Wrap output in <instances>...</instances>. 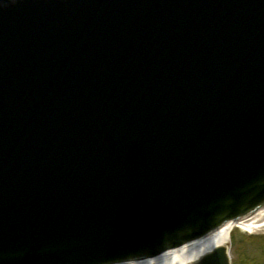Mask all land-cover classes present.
Here are the masks:
<instances>
[{"label": "water", "instance_id": "95a60500", "mask_svg": "<svg viewBox=\"0 0 264 264\" xmlns=\"http://www.w3.org/2000/svg\"><path fill=\"white\" fill-rule=\"evenodd\" d=\"M263 204L264 0H0V264L152 256Z\"/></svg>", "mask_w": 264, "mask_h": 264}, {"label": "bare ground", "instance_id": "6f19581e", "mask_svg": "<svg viewBox=\"0 0 264 264\" xmlns=\"http://www.w3.org/2000/svg\"><path fill=\"white\" fill-rule=\"evenodd\" d=\"M236 226L249 232L264 229V209L251 218L244 219L243 222L238 223ZM232 231L233 229L230 225L206 238L189 243L178 249L167 251L158 257L121 264H188L217 245H227Z\"/></svg>", "mask_w": 264, "mask_h": 264}, {"label": "rangeland", "instance_id": "374dc122", "mask_svg": "<svg viewBox=\"0 0 264 264\" xmlns=\"http://www.w3.org/2000/svg\"><path fill=\"white\" fill-rule=\"evenodd\" d=\"M232 234L231 255L233 258H236L233 264H243L246 260L247 264L250 263L249 261L254 260H256V264H264V242H262V245L258 244V240L256 239V241L253 239L254 235H250L241 228H236ZM262 236H264V234ZM262 241H264V238ZM260 255H263V257L260 258ZM246 256H248L249 259H247ZM244 257L246 260H244Z\"/></svg>", "mask_w": 264, "mask_h": 264}]
</instances>
